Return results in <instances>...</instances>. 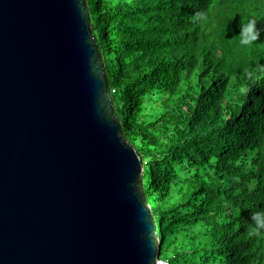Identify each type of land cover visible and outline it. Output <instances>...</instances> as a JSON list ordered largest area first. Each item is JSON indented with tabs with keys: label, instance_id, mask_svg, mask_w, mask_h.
<instances>
[{
	"label": "trees",
	"instance_id": "16d2710c",
	"mask_svg": "<svg viewBox=\"0 0 264 264\" xmlns=\"http://www.w3.org/2000/svg\"><path fill=\"white\" fill-rule=\"evenodd\" d=\"M86 2L113 113L141 161L159 257L264 264V229L246 235L264 213V18L254 44L238 36L241 21L264 17V0ZM126 26L143 31L125 37ZM131 41L141 45L132 64ZM160 87L165 97L153 100Z\"/></svg>",
	"mask_w": 264,
	"mask_h": 264
},
{
	"label": "water",
	"instance_id": "95a60500",
	"mask_svg": "<svg viewBox=\"0 0 264 264\" xmlns=\"http://www.w3.org/2000/svg\"><path fill=\"white\" fill-rule=\"evenodd\" d=\"M86 0H0V264H156Z\"/></svg>",
	"mask_w": 264,
	"mask_h": 264
},
{
	"label": "clouds",
	"instance_id": "9594fccd",
	"mask_svg": "<svg viewBox=\"0 0 264 264\" xmlns=\"http://www.w3.org/2000/svg\"><path fill=\"white\" fill-rule=\"evenodd\" d=\"M199 22L206 23L208 16L206 13L197 14ZM232 18V17H231ZM264 17H250L247 23L240 22L239 43L242 46H251L260 38V29L257 28L259 19ZM261 217H264V213L254 212L251 216L252 223L247 226L246 235L251 238L261 235V229H264V222H261Z\"/></svg>",
	"mask_w": 264,
	"mask_h": 264
},
{
	"label": "rangeland",
	"instance_id": "374dc122",
	"mask_svg": "<svg viewBox=\"0 0 264 264\" xmlns=\"http://www.w3.org/2000/svg\"><path fill=\"white\" fill-rule=\"evenodd\" d=\"M117 28H120V29H123L124 28V26H116ZM126 28H127V33H126V35H124L125 37H129L130 35H132V36H137L138 34H140L143 30H136V29H132V28H130V26H126ZM119 34V37H121V36H123V32L121 31L120 33H118ZM118 42H119V40H118ZM130 45H132V46H130L128 49H127V51H128V53H132V54H134L132 57H130L129 59H127L131 64H132V61L134 60V59H136L137 58V56H136V53H138V52H136V50L138 49L139 50V48L141 47V45L137 42V41H131V44ZM120 46V48H122L123 50L124 49H126V47L124 46V45H119ZM156 94H155V96H156V98H153V100H157V101H159L160 99H162L163 97H165V96H163V95H165V92H163V90H162V88L160 87V88H158V90H156ZM159 94V95H158ZM148 99V98H147ZM146 99V100H147ZM149 100V99H148Z\"/></svg>",
	"mask_w": 264,
	"mask_h": 264
},
{
	"label": "built area",
	"instance_id": "2783aa9c",
	"mask_svg": "<svg viewBox=\"0 0 264 264\" xmlns=\"http://www.w3.org/2000/svg\"><path fill=\"white\" fill-rule=\"evenodd\" d=\"M156 264H167V261L163 258L158 257L156 260Z\"/></svg>",
	"mask_w": 264,
	"mask_h": 264
}]
</instances>
